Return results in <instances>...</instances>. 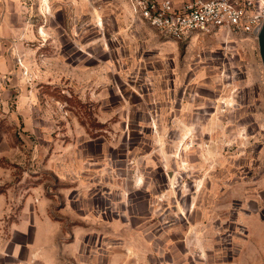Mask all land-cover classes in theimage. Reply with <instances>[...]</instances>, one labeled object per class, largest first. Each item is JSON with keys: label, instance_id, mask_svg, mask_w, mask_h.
Returning <instances> with one entry per match:
<instances>
[{"label": "rangeland", "instance_id": "obj_1", "mask_svg": "<svg viewBox=\"0 0 264 264\" xmlns=\"http://www.w3.org/2000/svg\"><path fill=\"white\" fill-rule=\"evenodd\" d=\"M133 16L127 0H0V237L26 201L61 220L110 202L139 264H264L257 36L155 41Z\"/></svg>", "mask_w": 264, "mask_h": 264}, {"label": "crops", "instance_id": "obj_2", "mask_svg": "<svg viewBox=\"0 0 264 264\" xmlns=\"http://www.w3.org/2000/svg\"><path fill=\"white\" fill-rule=\"evenodd\" d=\"M173 1L181 4L184 0ZM133 17L136 18V21L134 19L132 21L136 23L138 34L154 35L155 41L162 35L170 40L164 33L136 15ZM145 24L148 26L143 28ZM142 29L144 32L140 31ZM6 201L4 194L0 193V215L7 209ZM43 204L31 200L22 205L18 222L14 223V233L8 239L0 237V264H130L133 257L135 258L133 264H139L138 259L143 257L140 255L143 251L139 252L137 246H132L131 256H125L126 251L121 248L120 240L124 239V236L120 227L125 225V221L117 216L116 207L112 210L110 202L98 207L97 212L95 204L73 202L67 220L44 214L47 206ZM138 220H135L137 226ZM127 225L128 228L135 227L132 222ZM96 236L99 246L92 249V238ZM148 249L149 245L146 253ZM200 264H203V261H200ZM204 264L214 263L207 260Z\"/></svg>", "mask_w": 264, "mask_h": 264}, {"label": "built area", "instance_id": "obj_3", "mask_svg": "<svg viewBox=\"0 0 264 264\" xmlns=\"http://www.w3.org/2000/svg\"><path fill=\"white\" fill-rule=\"evenodd\" d=\"M134 15L174 40L196 34L256 35L264 0H127Z\"/></svg>", "mask_w": 264, "mask_h": 264}, {"label": "water", "instance_id": "obj_4", "mask_svg": "<svg viewBox=\"0 0 264 264\" xmlns=\"http://www.w3.org/2000/svg\"><path fill=\"white\" fill-rule=\"evenodd\" d=\"M258 39L259 53L264 67V21L261 24L259 31L256 34Z\"/></svg>", "mask_w": 264, "mask_h": 264}, {"label": "bare ground", "instance_id": "obj_5", "mask_svg": "<svg viewBox=\"0 0 264 264\" xmlns=\"http://www.w3.org/2000/svg\"><path fill=\"white\" fill-rule=\"evenodd\" d=\"M141 181V177L138 178Z\"/></svg>", "mask_w": 264, "mask_h": 264}, {"label": "trees", "instance_id": "obj_6", "mask_svg": "<svg viewBox=\"0 0 264 264\" xmlns=\"http://www.w3.org/2000/svg\"><path fill=\"white\" fill-rule=\"evenodd\" d=\"M1 192V191H0Z\"/></svg>", "mask_w": 264, "mask_h": 264}]
</instances>
